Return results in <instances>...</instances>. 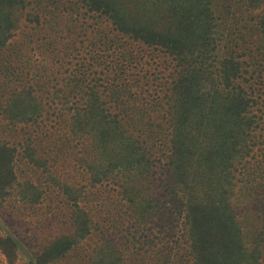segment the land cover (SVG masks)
<instances>
[{"label": "trees", "instance_id": "obj_1", "mask_svg": "<svg viewBox=\"0 0 264 264\" xmlns=\"http://www.w3.org/2000/svg\"><path fill=\"white\" fill-rule=\"evenodd\" d=\"M0 132L28 264H264V0H0Z\"/></svg>", "mask_w": 264, "mask_h": 264}, {"label": "rangeland", "instance_id": "obj_2", "mask_svg": "<svg viewBox=\"0 0 264 264\" xmlns=\"http://www.w3.org/2000/svg\"><path fill=\"white\" fill-rule=\"evenodd\" d=\"M15 137L17 140L22 139L21 135L17 134L13 137L7 136L10 139H16ZM22 161L24 160H19V182H25L27 178H32L34 182H37L36 176L38 175H33L32 169L26 164H22ZM24 188L26 187L23 184L20 185L15 181L13 185L8 186L5 192L0 190V264H28L30 256L23 252V246L25 247L27 244V248L31 250H40V247L51 236L59 232L60 226L61 228L63 226L70 228L68 222L59 221L63 223L62 225L56 223L58 219L64 218V214H55L57 217L52 218V214H47L45 205L36 208L31 205L28 197H23L25 195ZM55 200L58 202L56 198ZM10 238L22 246L20 250L18 246L16 248V242L13 243ZM82 256L81 252L79 256L70 258L66 264H87Z\"/></svg>", "mask_w": 264, "mask_h": 264}]
</instances>
